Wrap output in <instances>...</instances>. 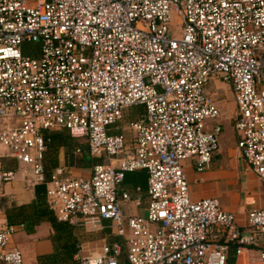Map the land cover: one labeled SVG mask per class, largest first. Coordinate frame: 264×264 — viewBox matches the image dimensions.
Listing matches in <instances>:
<instances>
[{
	"label": "built area",
	"instance_id": "built-area-1",
	"mask_svg": "<svg viewBox=\"0 0 264 264\" xmlns=\"http://www.w3.org/2000/svg\"><path fill=\"white\" fill-rule=\"evenodd\" d=\"M210 79L230 87L236 149L264 183V0H0V148L31 186L44 185L58 221L85 233L107 222L122 240L81 257L76 244L77 264H118L122 246L127 264H226L230 249L237 257L257 245L264 208L240 228L216 199L189 198L181 162L203 172L222 130L205 128L219 117L204 93ZM137 106L144 114L119 128ZM60 129L107 162L88 178L46 172L48 133ZM137 170L144 216L120 208L131 201L118 192L124 174ZM15 178L0 170V194ZM15 231L0 228V264H22L8 246Z\"/></svg>",
	"mask_w": 264,
	"mask_h": 264
},
{
	"label": "crops",
	"instance_id": "crops-1",
	"mask_svg": "<svg viewBox=\"0 0 264 264\" xmlns=\"http://www.w3.org/2000/svg\"><path fill=\"white\" fill-rule=\"evenodd\" d=\"M204 93L216 104L219 115L221 116V106L217 101L216 91L205 87ZM137 107L140 109L136 112L137 116L132 119H126L124 121L123 116L126 115L123 113V120L121 119V121L125 123L123 124V122L120 121L118 123L119 128L124 127L130 121L137 120L144 114L143 108L141 109V106ZM234 113L235 109L231 118L234 117ZM225 122V130H223L222 125L218 123V119L215 122H207L205 124L206 129H211L214 124L218 123L222 129L218 139L217 150L213 152L205 170L201 173H197L194 169V162L191 159L182 161L181 167L187 180L189 198L192 201L205 198L216 199L220 208L224 212L232 214L236 225L242 228L246 225V213L248 211L264 208V183L241 159L236 149V135L231 126V119L229 121L225 120ZM110 132L116 134L119 131L111 130ZM3 153L5 152L0 148V155ZM73 154L74 156L78 155L75 154V152ZM47 157L48 154L47 151H45L44 168L46 172H50L55 168H65L70 176L76 178H88L93 164L107 162L105 157H100L90 158L92 159L90 165L80 166L75 160L72 163L73 165H71L68 163L67 158H65L63 149L61 148L58 149L56 153L57 158L55 161H49L48 164ZM8 159L17 164L13 159L9 157ZM9 169L14 170L12 167L0 168V170ZM19 169L18 166V170ZM122 183L118 192L128 193L131 201L129 203L120 204L121 212L126 215L144 216L147 205L146 181L144 190L137 186L130 188ZM33 187L34 186H31L25 179L21 170H19L16 171V178L12 182L6 184L0 194V228L13 226L16 229L9 239V248H16L20 252L22 264H77L76 255L73 256L72 263H60L57 259L51 257L54 250L51 241V228L48 223H40L31 234H26L22 225L18 222H14L13 224L7 223L5 212L7 210L11 212L10 210L12 208L30 203L33 198ZM134 200H138L139 204L133 202ZM107 224V222H101L104 229L94 233H85L80 226L72 225L74 227L73 233L77 239V244L79 243L81 245L80 257L97 252L103 243H122L119 237L114 236L112 231L106 228ZM262 249H264V234L256 246H247L243 253L237 257L234 256L233 250L230 249L227 253L226 264H261L259 260V251ZM43 257L45 259L41 260L42 262L40 261L39 263L38 258ZM118 264H127L124 247H122L121 254L118 258Z\"/></svg>",
	"mask_w": 264,
	"mask_h": 264
},
{
	"label": "trees",
	"instance_id": "trees-1",
	"mask_svg": "<svg viewBox=\"0 0 264 264\" xmlns=\"http://www.w3.org/2000/svg\"><path fill=\"white\" fill-rule=\"evenodd\" d=\"M48 138L49 143L46 146L47 154L52 150L54 155L57 153L58 149L61 148L64 151L65 157L69 156L71 158V165H73L72 163L74 160L80 166L90 165L92 163V159L88 157L86 145H84L82 152L80 150V153L77 156L75 155L76 157L74 156L73 153L75 149L79 147L76 145L77 140L71 138L65 130L60 129L52 131L48 133ZM145 181V172L141 170L137 172L125 173L122 184L130 188L137 186L144 190ZM10 211L11 212L7 210L5 212L7 223L13 224L14 222H18L22 225L26 234L33 233L35 227L40 223H48L51 228V241L53 243L54 250L51 257L57 259L60 263L73 262L72 258L76 253L77 244V239L73 233L74 227L67 222L58 221L54 213L48 208L45 203L44 185H35L33 187V198L30 203L12 208ZM119 244L122 245V243ZM38 259L40 263V261L45 258L43 257Z\"/></svg>",
	"mask_w": 264,
	"mask_h": 264
},
{
	"label": "rangeland",
	"instance_id": "rangeland-1",
	"mask_svg": "<svg viewBox=\"0 0 264 264\" xmlns=\"http://www.w3.org/2000/svg\"><path fill=\"white\" fill-rule=\"evenodd\" d=\"M177 23H178V20L176 18H172V23L171 24L172 25H177ZM36 48H37L36 45L29 44V43H23L22 46H21V49L24 51L25 55L32 56V57H36L37 56V54L35 53ZM205 87L211 88L214 91H216V98L218 99L217 101L219 102V105L221 106V116L219 115L220 118L218 117V123H220L222 125V127H223V130H225V125H226L225 120L229 121L231 119V126H232L233 118H231V117L233 116V112H234V109H235V102H234L233 94H232V91H231L230 87L227 84H225V83H223V82H221L219 80H215V79H210L204 85V88ZM139 109H140L139 107H131L129 109H126L124 111V115H126V116H123L124 117L123 118L124 121L126 119H132V118L136 117L137 116L136 112ZM121 122H123V121H121ZM124 123L125 122H123V124ZM76 143H77L76 145L80 147V150L82 152V150L84 149V145L85 144L83 143L82 140H77ZM0 156H2V157H0V168L12 167V168H14L15 171L21 170V172L23 173V175L25 177V173L26 172H25V170L23 168L19 167L20 169L18 170L17 164H15L13 161L9 160L8 157H5L6 156L5 153H3ZM47 158H48V164H49V161H53V160L55 161L56 158H57L56 157V153L53 155L52 150L49 151ZM65 158H67L68 159V163H70V159L71 158L69 156H66Z\"/></svg>",
	"mask_w": 264,
	"mask_h": 264
}]
</instances>
